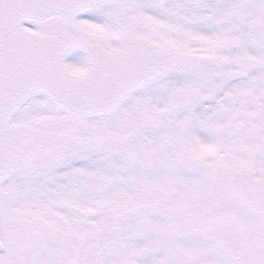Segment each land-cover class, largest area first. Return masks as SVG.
<instances>
[{"label": "snow or ice", "instance_id": "6c2138e0", "mask_svg": "<svg viewBox=\"0 0 264 264\" xmlns=\"http://www.w3.org/2000/svg\"><path fill=\"white\" fill-rule=\"evenodd\" d=\"M0 264H264V0H0Z\"/></svg>", "mask_w": 264, "mask_h": 264}]
</instances>
